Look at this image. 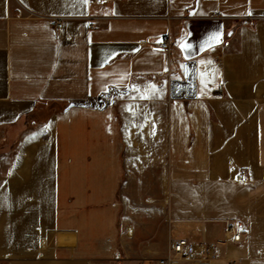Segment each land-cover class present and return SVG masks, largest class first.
I'll list each match as a JSON object with an SVG mask.
<instances>
[{
    "label": "crops",
    "instance_id": "obj_1",
    "mask_svg": "<svg viewBox=\"0 0 264 264\" xmlns=\"http://www.w3.org/2000/svg\"><path fill=\"white\" fill-rule=\"evenodd\" d=\"M229 224L212 264H264V0H0V264H154Z\"/></svg>",
    "mask_w": 264,
    "mask_h": 264
},
{
    "label": "built area",
    "instance_id": "obj_2",
    "mask_svg": "<svg viewBox=\"0 0 264 264\" xmlns=\"http://www.w3.org/2000/svg\"><path fill=\"white\" fill-rule=\"evenodd\" d=\"M103 4L114 0H94ZM57 28L62 27V21L53 22ZM162 47L171 52L173 43L170 39L162 42ZM198 63L195 59L183 61L178 75L169 78L168 99L192 100L200 96L198 77ZM222 91V86L218 89ZM243 230L236 224H229L224 237L218 242H195L189 238L181 237L171 241L169 253L155 259L154 264H212L215 260L223 258V247L230 242L242 240Z\"/></svg>",
    "mask_w": 264,
    "mask_h": 264
},
{
    "label": "rangeland",
    "instance_id": "obj_3",
    "mask_svg": "<svg viewBox=\"0 0 264 264\" xmlns=\"http://www.w3.org/2000/svg\"><path fill=\"white\" fill-rule=\"evenodd\" d=\"M168 192H165V194H167ZM129 234H130V232H129ZM68 236H70L71 237V244L73 245V246H76V244H77V238H76V234L75 233H73V232H70L69 234H67ZM60 243H59V242ZM57 242V243H56ZM63 242H64V240H63V237H61L60 236V239H56V237H53V238H51L50 239V244H52V245H63ZM56 243V244H55ZM59 243V244H58ZM155 259L156 258H153L152 259V261L154 260L155 261ZM154 263V262H153Z\"/></svg>",
    "mask_w": 264,
    "mask_h": 264
}]
</instances>
